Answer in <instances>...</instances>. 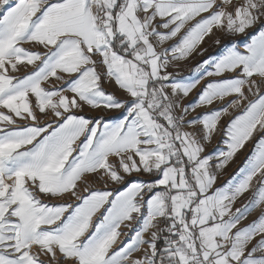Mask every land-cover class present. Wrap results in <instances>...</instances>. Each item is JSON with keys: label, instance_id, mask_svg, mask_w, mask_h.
<instances>
[{"label": "snow or ice", "instance_id": "obj_1", "mask_svg": "<svg viewBox=\"0 0 264 264\" xmlns=\"http://www.w3.org/2000/svg\"><path fill=\"white\" fill-rule=\"evenodd\" d=\"M257 25L243 51L233 42L197 65L196 78L168 71L214 29L240 35ZM28 65L34 70L14 75ZM213 76L225 78L182 104ZM104 80L127 99L105 91ZM85 105L121 115L86 118L77 114ZM238 108L224 129L227 150L204 154ZM197 125L199 133L185 130ZM256 132L264 133V0H0V264H264V137L222 187L213 188L211 163L221 157L215 168H224ZM133 173L155 179L127 182ZM90 175L125 187L92 189ZM66 194L77 203L44 199ZM122 225L133 234L113 249Z\"/></svg>", "mask_w": 264, "mask_h": 264}, {"label": "rangeland", "instance_id": "obj_2", "mask_svg": "<svg viewBox=\"0 0 264 264\" xmlns=\"http://www.w3.org/2000/svg\"><path fill=\"white\" fill-rule=\"evenodd\" d=\"M202 15H207V13H204ZM197 20L199 17L196 18ZM195 21L190 22V24H194ZM259 28V25L256 27H253L251 29H248L246 31V34H240V35H231L228 34L224 31L220 30H213V34L209 37H206L205 40L201 43V45L198 46V48L187 58L179 61H173L172 65L169 67L168 71H171L173 73H177V79L182 80L184 82H187L189 80H192L196 78L199 73L196 71L197 65L201 64L204 60L208 58H217L221 56L224 51L226 50L227 47H230L233 42H238V46L240 47V50L243 51L242 45L246 42L249 41L251 36L257 32ZM163 31V29H162ZM183 34L182 33L180 35ZM180 36L178 35L176 38H173L172 40L166 42L162 46H157V50L160 51L162 47L166 48L169 47L172 44H175L179 40ZM219 40L220 43L217 44L216 41ZM155 43V41H154ZM25 48H30L31 50L34 51H41L43 52L44 49L40 46L36 45H31V44H25ZM202 52V54H200ZM39 63V62H37ZM34 70V66L28 65V66H21L20 71L18 73H14V75L18 76H24L27 73H30L31 71ZM101 72L104 71V69L101 67L99 69ZM208 70H212L211 66L208 67ZM203 71V69H201ZM233 74H225V77H229ZM225 77H205L203 80H201L200 84L197 85L195 89L189 94L188 97L183 98L182 104L184 105H189L197 101L198 96L204 86L212 81L219 80ZM65 79H70V77L65 76ZM52 83H61V82H56L52 81ZM45 87H48V84L44 85ZM102 86L104 87L105 91L113 93L115 96H117L120 99H127V94L119 89V87L114 83L113 80H104L102 81ZM247 92V89L245 90ZM69 96H71V93H68ZM233 97H226L223 102L221 101H216L214 102L211 106H202L196 109L195 112H189V114L186 116V119H192L193 116L199 115L204 112H210L213 109H218L223 107L225 104L228 103ZM253 97L249 95V99H252ZM243 111V108H238V109H229V114L225 115L222 117L219 125H218V130L214 133L212 140L210 143H207L205 146V153L204 154H213L216 155L220 151H226L227 150V144L225 143L227 137L225 136V126L229 123V121L236 115L240 114ZM78 115H84L86 118L94 119V118H103V122H109V123H114L116 119H118L121 115V112L118 110H106L104 108H98V109H93L87 105L84 106L82 111L77 112ZM176 115H180V111L177 110ZM21 124L26 123L25 121H20ZM41 123H44V118H42ZM187 131H195L197 133L200 132V125L195 126V128H188L186 127ZM264 137V133L261 132H256L253 134V137L248 140L244 147L241 148L236 155L232 158L231 161L228 162V164L222 168L217 170L215 168V165L218 161V159H222L221 157H218L214 159L211 163L213 165L212 170L216 173L217 175V180L216 183L213 185V188H218L224 186L230 179H232L234 176L238 174V171L241 167L244 166L246 163V160L248 157H250L256 148V145L258 141ZM81 140H83V137H81ZM80 141L77 142L79 144ZM30 147V146H29ZM75 155V153L73 154ZM155 179V177L148 176L146 174H136L133 173L131 176L127 177V182H132L136 180H152ZM87 180V185L92 188V189H97V190H108L112 191L113 193L122 191L125 187V185H118L114 184L111 182H108L105 184V182L101 179L98 178L96 175H90L86 177ZM85 184L83 182L80 183L79 187L80 190L83 193V188ZM250 192V193H249ZM248 195L244 197L241 196L238 199H246V204L249 199L252 196V191L250 190ZM46 202L50 204H60V203H77V201L74 200L73 197L70 195L66 194L63 198H49L45 197L44 198ZM244 204H240L237 206V208H241ZM103 212V209H101V212H98L96 216L93 217V224L97 223L99 219H101V213ZM259 215V210H255L251 212L246 219L242 220L240 225L238 227H244L247 226L250 222H252L254 219L257 218ZM127 223V222H126ZM137 227L135 223H133V228ZM93 228H90V232L93 231ZM123 234L118 237V240L116 244L113 245V249H118L121 245L122 242L128 240L130 236L133 234L132 231H130L128 228L124 227L123 225L119 229ZM138 255V254H137Z\"/></svg>", "mask_w": 264, "mask_h": 264}, {"label": "crops", "instance_id": "obj_3", "mask_svg": "<svg viewBox=\"0 0 264 264\" xmlns=\"http://www.w3.org/2000/svg\"><path fill=\"white\" fill-rule=\"evenodd\" d=\"M250 193V192H249ZM249 193H245L244 194V197L246 196V195H248ZM243 197V196H242ZM247 197V196H246ZM245 197V198H246ZM237 199V201L232 205V212H235V209L237 208V206L238 205H240V204H244L245 202H246V199ZM225 219H227V217H225ZM235 231V230H234Z\"/></svg>", "mask_w": 264, "mask_h": 264}]
</instances>
